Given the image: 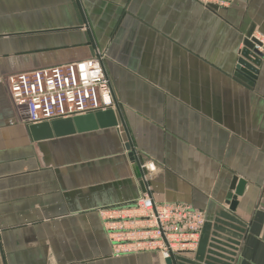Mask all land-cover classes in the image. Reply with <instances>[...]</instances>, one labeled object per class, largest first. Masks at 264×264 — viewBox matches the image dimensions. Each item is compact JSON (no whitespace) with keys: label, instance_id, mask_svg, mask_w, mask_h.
Returning <instances> with one entry per match:
<instances>
[{"label":"crops","instance_id":"0c3cea01","mask_svg":"<svg viewBox=\"0 0 264 264\" xmlns=\"http://www.w3.org/2000/svg\"><path fill=\"white\" fill-rule=\"evenodd\" d=\"M251 27L264 38V0H0V264H166L112 254L98 215L146 191L205 215L173 264H264V53L255 79L238 69ZM98 55L118 128L35 142L6 78Z\"/></svg>","mask_w":264,"mask_h":264},{"label":"built area","instance_id":"2783aa9c","mask_svg":"<svg viewBox=\"0 0 264 264\" xmlns=\"http://www.w3.org/2000/svg\"><path fill=\"white\" fill-rule=\"evenodd\" d=\"M208 10L230 8L234 0H195ZM254 49L264 53V38L253 36ZM104 57L44 67L6 78L12 104L24 109L28 124L50 123L113 109L115 102ZM143 183L155 170L141 166ZM112 245V254L155 253L162 260L192 254L205 225V215L189 205L156 202L149 191L133 202L98 210Z\"/></svg>","mask_w":264,"mask_h":264},{"label":"water","instance_id":"95a60500","mask_svg":"<svg viewBox=\"0 0 264 264\" xmlns=\"http://www.w3.org/2000/svg\"><path fill=\"white\" fill-rule=\"evenodd\" d=\"M252 34L253 28L251 27L246 34V41L244 42V49L241 54L238 69L240 70L241 75L253 80L255 79V68L259 65L261 54L254 49ZM238 77L244 79L242 76ZM112 128H118V120L115 111L110 109L103 112H96L94 114L77 116L72 119L56 120L50 123L31 125L30 134L32 139L37 142ZM126 150H129L128 145H126ZM129 157H132V155L130 154ZM141 186L144 188L142 183ZM228 201H230V206L233 208L235 203L234 200H232L231 194L228 196ZM165 263L173 264L170 259L165 260Z\"/></svg>","mask_w":264,"mask_h":264}]
</instances>
